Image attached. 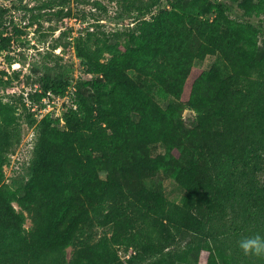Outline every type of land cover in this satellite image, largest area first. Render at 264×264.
<instances>
[{"label":"trees","instance_id":"16d2710c","mask_svg":"<svg viewBox=\"0 0 264 264\" xmlns=\"http://www.w3.org/2000/svg\"><path fill=\"white\" fill-rule=\"evenodd\" d=\"M169 4L152 0L156 14L125 31L77 35L92 78L74 85L62 65L34 76L44 94L76 86L75 109L64 127L53 115L38 124L28 170L10 183L23 120H36L0 98V264H202L204 252L206 264H264L238 247L264 235V0ZM8 13L0 8V50ZM166 182L182 190L177 200ZM14 202L34 214L33 231ZM96 228L105 231L94 239Z\"/></svg>","mask_w":264,"mask_h":264},{"label":"rangeland","instance_id":"374dc122","mask_svg":"<svg viewBox=\"0 0 264 264\" xmlns=\"http://www.w3.org/2000/svg\"><path fill=\"white\" fill-rule=\"evenodd\" d=\"M46 1L50 0H0V8L2 6L8 8V20L14 21V24H10L6 31V36L11 43L7 49L0 50V98L17 105L20 114L24 112V104L36 120L32 127L29 126L30 121L27 118L23 120L24 138L10 155L9 163L4 167L5 179L8 183L27 172L33 157L35 138L38 137L37 126L48 115H54L53 112L48 114L41 111L42 99L37 100L32 97L37 92L46 96L37 84H32L34 76L37 73H43L46 66L59 70V65H62L70 70L75 79L74 85L79 79L85 81L92 78L90 67L77 55L74 38L85 33L87 29L107 33L122 32L133 27L137 20L143 17L150 19L156 14V10L150 7L152 0H70L68 7L64 9L59 6L47 8ZM128 1L135 2L136 8L132 10L133 12H129L131 5H128ZM154 1L167 2L170 5L169 3L173 0ZM240 15V11L234 14V16ZM119 41H122L121 45H124L123 40ZM260 43L264 44V31ZM56 44L58 48L53 49ZM108 57L107 55L106 58ZM10 58L12 64H10ZM211 62L212 59L207 58L204 62L194 65L186 85L185 95L192 81ZM56 105L64 121L59 120L58 125L64 127L65 114L73 106L66 99L56 102ZM25 114L26 112L23 116ZM195 115V112L190 109H186L183 113L187 123H190ZM182 194V190L175 183L166 182V195L169 199L177 200ZM14 206L25 218L26 231H33L36 226L34 214L24 209L18 202H14ZM104 231L102 228H96L91 235L95 239ZM74 250V245L67 248L68 259L72 257ZM120 254L124 259L122 251ZM206 258L207 254L202 253V264H206Z\"/></svg>","mask_w":264,"mask_h":264},{"label":"clouds","instance_id":"9594fccd","mask_svg":"<svg viewBox=\"0 0 264 264\" xmlns=\"http://www.w3.org/2000/svg\"><path fill=\"white\" fill-rule=\"evenodd\" d=\"M238 247L245 256L264 259V235L260 233L244 237L238 242Z\"/></svg>","mask_w":264,"mask_h":264},{"label":"built area","instance_id":"2783aa9c","mask_svg":"<svg viewBox=\"0 0 264 264\" xmlns=\"http://www.w3.org/2000/svg\"><path fill=\"white\" fill-rule=\"evenodd\" d=\"M76 91V88L74 85H72L69 88V91L67 92V94L62 98L59 96H56L55 94H53L52 92H47L46 96H44V98H42V103H41V107L43 108L41 111L47 112L48 114L53 112L54 113V117L59 119L60 121H63V118L61 117V113L59 110V107H57L56 102L62 100V99H66L68 102L74 103V92Z\"/></svg>","mask_w":264,"mask_h":264}]
</instances>
